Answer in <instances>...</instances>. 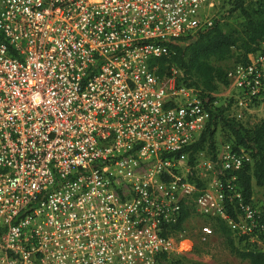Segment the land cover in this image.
Segmentation results:
<instances>
[{"label": "built area", "instance_id": "1", "mask_svg": "<svg viewBox=\"0 0 264 264\" xmlns=\"http://www.w3.org/2000/svg\"><path fill=\"white\" fill-rule=\"evenodd\" d=\"M219 2L0 0V264H161L189 201L264 238L238 185L250 151L216 145L210 185L189 162L209 105L244 126L264 112V38L208 103L150 64L209 29Z\"/></svg>", "mask_w": 264, "mask_h": 264}, {"label": "trees", "instance_id": "2", "mask_svg": "<svg viewBox=\"0 0 264 264\" xmlns=\"http://www.w3.org/2000/svg\"><path fill=\"white\" fill-rule=\"evenodd\" d=\"M243 0H234V8L243 16V22L237 27L222 30L215 22L204 32L191 38H179L170 43L173 53L167 57H160L150 61L158 76L170 74L173 67L180 72L178 83L194 86L206 97L205 102H211V93L226 83L225 71L211 63L212 59L222 61L231 57L244 60L246 55L256 50L259 42L264 38V1L256 9L244 8ZM210 120L207 129L199 140L192 145L189 162L193 164V153L200 151L207 143L214 148L213 134L216 126L227 131L235 144L242 146L251 153L252 165L245 166L238 172V185L246 202H250L252 182L264 187V117L257 123L244 126L224 115L223 109L207 107ZM198 184L200 182L198 181ZM227 217L234 218L232 209L227 204ZM190 207L183 205L178 222L171 227L170 232L176 233L182 229V223L190 214ZM221 222V221H220ZM222 224V223H221ZM250 264H264V253L247 251L239 254ZM173 257V256H172ZM171 256L162 255L161 264L167 263ZM163 262V263H162ZM172 264V263H171Z\"/></svg>", "mask_w": 264, "mask_h": 264}, {"label": "rangeland", "instance_id": "3", "mask_svg": "<svg viewBox=\"0 0 264 264\" xmlns=\"http://www.w3.org/2000/svg\"><path fill=\"white\" fill-rule=\"evenodd\" d=\"M262 1L264 0H243V5L244 8L252 10L256 9ZM234 6V0H220L219 5L214 8L216 12L215 23L224 31L230 27H237L244 20L240 11ZM234 61L235 57L233 56L222 61L212 59L211 63L227 70ZM175 76L181 77L180 72L176 71ZM222 91L223 88L220 86L214 93H221ZM263 117L264 112L260 111L253 117H247L243 124L248 126L257 123ZM212 138L213 149L205 143L204 148L193 156V164L201 165L197 169L198 180L207 185H210L212 171L208 170L204 163L212 160L216 145L230 139V136L227 131L216 126ZM194 159L196 163H194ZM250 202L261 214H264V187L257 186L252 182ZM192 205V202L189 201L190 209H192ZM205 227L210 228L212 232L205 239H202ZM171 235L176 245L181 246L177 248V252L172 255L173 257L171 256L173 259L167 263L162 262L163 264H250L247 259L242 258L239 254L251 250L263 252L264 248V238L257 242L250 237L232 231L228 224L219 217H203L194 209L190 210L189 216L182 223V229L176 233L172 232Z\"/></svg>", "mask_w": 264, "mask_h": 264}]
</instances>
